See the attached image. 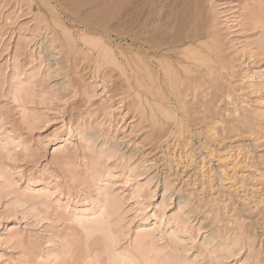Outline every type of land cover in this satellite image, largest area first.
<instances>
[{"label": "rangeland", "instance_id": "rangeland-1", "mask_svg": "<svg viewBox=\"0 0 264 264\" xmlns=\"http://www.w3.org/2000/svg\"><path fill=\"white\" fill-rule=\"evenodd\" d=\"M199 3L0 0V264H264V0Z\"/></svg>", "mask_w": 264, "mask_h": 264}, {"label": "bare ground", "instance_id": "bare-ground-1", "mask_svg": "<svg viewBox=\"0 0 264 264\" xmlns=\"http://www.w3.org/2000/svg\"><path fill=\"white\" fill-rule=\"evenodd\" d=\"M59 2H63L65 6H67V8H69L71 11L75 12V13H78L82 8H88V10L91 11V13H94V14H98L100 15L101 17H104V15H107L109 12L110 13H119L121 12L124 8H126L127 12H129L130 15H132V19H134V17H140V18H146L145 20L147 22H144L143 24H147L149 21L150 23L153 21H151V19L155 18L156 15H158L159 17L163 14V11L165 8H170L168 10V14L166 15V18L169 20L173 19L176 20L177 17L181 16V18L183 19V25L184 27H190L191 26V30L188 29H184V30H180L178 32V34H174V29L172 27H166L162 30H160V34L162 33V35L164 36V41L166 44L169 43V45L172 43L174 44H177V43H182L185 39H192V41L197 37V33H198V28H197V24L196 25V21H194V17H196V13H198L199 11V8H200V3L199 1L200 0H189L188 2L186 0H182L183 2V8L181 9H174L175 8V4H169L168 1L169 0H58ZM168 3V4H166ZM186 4V5H185ZM202 5V4H201ZM86 11V10H84ZM83 11V13H84ZM81 13V14H83ZM203 13V12H202ZM201 13V15H202ZM122 14V13H121ZM125 14V13H124ZM82 16V15H81ZM129 16V15H128ZM123 17V16H122ZM142 18V19H143ZM164 18V16H163ZM93 20V19H92ZM99 20V19H98ZM108 20V19H107ZM128 20V19H127ZM169 20V21H170ZM204 20V19H202ZM95 21V20H94ZM93 21V22H94ZM129 21V20H128ZM141 20H139L140 22ZM157 21V20H156ZM167 21V20H166ZM137 22V21H135ZM160 22V21H159ZM198 22V21H197ZM131 23V22H130ZM142 23V21H141ZM161 23V22H160ZM103 24V23H102ZM182 24V23H181ZM180 24V25H181ZM116 25V24H115ZM139 25V24H138ZM150 25V24H149ZM174 25V23H173ZM201 25V24H200ZM137 26V25H136ZM141 27V26H140ZM176 27V26H175ZM120 28V27H119ZM148 28H150L148 26ZM160 28V27H159ZM179 28H181L179 26ZM200 29V28H199ZM135 30L136 27H135ZM140 30V29H139ZM178 31V30H177ZM177 31L175 33H177ZM132 32V30H131ZM144 33V32H143ZM154 35V34H153ZM152 35V36H153ZM158 35V33L156 34ZM155 35V36H156ZM172 35V36H171ZM170 36V37H169ZM203 36V35H202ZM156 39V37H154ZM162 38V37H161ZM142 39V38H141ZM149 39V38H148ZM153 39V38H152ZM199 39V38H198ZM203 39V38H202ZM159 40V38H158ZM157 40V41H158ZM143 41V40H142ZM154 41V40H153ZM198 41V40H195V42ZM139 42V41H137ZM134 43V42H133ZM162 43V42H161ZM164 43V44H165ZM185 43V42H184ZM183 43V44H184ZM189 43V42H188ZM192 43V42H190ZM140 44V42H139ZM146 44V43H145ZM186 45V44H185ZM192 45V44H191ZM146 46V45H145ZM182 46V45H181ZM197 46V45H195ZM147 47V46H146ZM170 47V46H169ZM168 47V48H169ZM175 47V46H174ZM180 47V46H179ZM199 47V46H198ZM203 48V47H202ZM165 49V48H164ZM152 50V49H151ZM161 50V49H160ZM159 50V52H160ZM204 50V49H203ZM163 51V50H162ZM177 51V50H176ZM205 52V51H204ZM155 53V52H154ZM178 53V52H177ZM195 53V52H194ZM156 54V53H155ZM167 55H170V54H167ZM165 56V55H164ZM172 56V55H171ZM187 56V55H186ZM197 57V56H196ZM187 58V57H186ZM161 59V58H160ZM195 59V58H194ZM207 59V58H206ZM172 60V59H171ZM183 60V59H182ZM190 60V59H189ZM184 62V61H183ZM182 62V63H183ZM194 62V61H193ZM192 62V64H193ZM163 63V62H162ZM186 63V62H185ZM190 63V62H189ZM166 65V63H165ZM172 65V64H171ZM188 65V64H186ZM167 66V65H166ZM168 67V66H167ZM188 67V66H187ZM191 67V66H190ZM163 68V66H162ZM175 68V67H174ZM168 69V68H166ZM190 69V68H189ZM152 71V70H151ZM170 71V69H169ZM163 72V70H162ZM166 72V71H165ZM163 72V74L165 73ZM167 73V72H166ZM172 73V72H171ZM169 74V73H168ZM167 74V75H168ZM165 74V76L168 78ZM172 75V74H171ZM175 76V75H174ZM159 77V76H158ZM176 77V76H175ZM173 77V79L175 78ZM178 77V76H177ZM176 77V78H177ZM154 78V77H153ZM165 78V77H164ZM166 78V79H167ZM169 79H170V76H169ZM167 79V80H169ZM171 80V79H170ZM169 80V81H170ZM171 83V82H170ZM160 85V84H159ZM158 85V86H159ZM160 87V86H159ZM176 87V90L177 89V86ZM142 88V87H141ZM162 88H160L161 90ZM179 92V91H178ZM160 93V92H159ZM168 93V92H167ZM170 94V93H169ZM174 94V93H173ZM179 94V93H178ZM171 95V94H170ZM177 99V98H176ZM178 104V103H177ZM163 108V107H162ZM163 110V109H161ZM164 111V110H163ZM167 113V111H166ZM165 113V114H166ZM178 122V120H177ZM182 123V122H181ZM81 223L82 226L85 228V225L87 226L85 228L86 230V233L87 234H91V233H95V232H104V229L102 227V223L100 224L99 220L96 221V220H87V221H82ZM103 230V231H102ZM109 254V253H108ZM119 256H114L113 258L110 257L109 255V261L111 260L113 263L117 264L115 261H117V259H121V261H125L127 263L125 264H137L135 263V261L128 257V256H124L122 254H118ZM118 257V258H117ZM114 261H113V260ZM116 259V260H115Z\"/></svg>", "mask_w": 264, "mask_h": 264}]
</instances>
